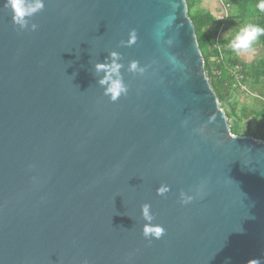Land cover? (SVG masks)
<instances>
[{
  "label": "water",
  "instance_id": "water-1",
  "mask_svg": "<svg viewBox=\"0 0 264 264\" xmlns=\"http://www.w3.org/2000/svg\"><path fill=\"white\" fill-rule=\"evenodd\" d=\"M5 3L0 264H264V142L231 134L186 1Z\"/></svg>",
  "mask_w": 264,
  "mask_h": 264
},
{
  "label": "trees",
  "instance_id": "trees-1",
  "mask_svg": "<svg viewBox=\"0 0 264 264\" xmlns=\"http://www.w3.org/2000/svg\"><path fill=\"white\" fill-rule=\"evenodd\" d=\"M187 14L189 16L192 2L187 0ZM200 1V0H198ZM227 8L226 17L218 20L215 16L195 10L190 20L194 26L197 44L203 58L204 71L213 89L220 108L228 120L232 135L249 136L264 142V117L259 111L248 104H240L232 99V92H239L233 87V78L229 71L234 67L240 68L243 76L242 83L249 89L264 82V58L247 64L239 55L233 52L228 44L235 34L247 23L264 26V13L250 11L251 7L260 0H220ZM193 11V10H192ZM264 50V38L257 42ZM262 85V84H261ZM250 92V90H249ZM242 95V92H239ZM258 99L264 106V86ZM226 107V108H225ZM253 124V126H252Z\"/></svg>",
  "mask_w": 264,
  "mask_h": 264
},
{
  "label": "clouds",
  "instance_id": "clouds-1",
  "mask_svg": "<svg viewBox=\"0 0 264 264\" xmlns=\"http://www.w3.org/2000/svg\"><path fill=\"white\" fill-rule=\"evenodd\" d=\"M6 9L10 10L12 13L13 23L21 27L26 24V17L35 14L37 11L41 10L43 7L42 0H35V2L29 6H25V0H6ZM250 11L252 13L259 12L264 13V0L255 3ZM227 14V11L225 10ZM264 38V26H260L254 23L245 24L230 40L228 47L235 52L237 55L240 54H252L254 52L255 46L258 41ZM118 66L114 65L112 71H115ZM131 68L134 70L136 64L133 63ZM110 76L105 80L101 81V84L107 83L110 80ZM125 91L121 82L119 80L111 81L110 87L107 89V93L111 95L112 99L115 100L119 95ZM168 189L162 186L158 192L163 195ZM189 201H183V203H188ZM142 215L147 221H151L153 217L150 214V205H144L142 208ZM145 238H155L160 239L165 234V229L160 225L148 224L144 227Z\"/></svg>",
  "mask_w": 264,
  "mask_h": 264
},
{
  "label": "rangeland",
  "instance_id": "rangeland-1",
  "mask_svg": "<svg viewBox=\"0 0 264 264\" xmlns=\"http://www.w3.org/2000/svg\"><path fill=\"white\" fill-rule=\"evenodd\" d=\"M187 1L192 2L191 6H190V12H189V16L191 18L194 16L196 8L199 9L200 11L204 12V13H209V12L213 11V7H210L209 5H206V6L202 5V3L199 2L198 0H187ZM219 11L221 13L222 8H219ZM221 17L224 18V14H222ZM245 55L252 56L254 59V58H258V57H263L264 51L262 50L261 47H256L252 54H250V55L245 54ZM248 61H250V60H248ZM261 84H259L257 86V88H253L249 85L248 87H250L249 88L250 93H252V95H254L255 93H261V91L263 90L264 82ZM239 92H237V91L232 92V99L233 98L236 99V101L240 104V106H241V104H248L249 107H253L256 111H259V113L262 114V117H264V106H262L260 102H256L258 100L255 99L256 100L255 101L254 98H252V95H246L244 93H242V95H241ZM252 126H253V124H252Z\"/></svg>",
  "mask_w": 264,
  "mask_h": 264
},
{
  "label": "crops",
  "instance_id": "crops-1",
  "mask_svg": "<svg viewBox=\"0 0 264 264\" xmlns=\"http://www.w3.org/2000/svg\"><path fill=\"white\" fill-rule=\"evenodd\" d=\"M199 2L202 3V5H209L210 7H213V11L209 12V14L215 16L216 19L221 20L223 19L221 16L222 14H224V18L226 17V13L225 10H227V8L225 6H223V4L221 3L220 0H200ZM219 8H222V11L220 13ZM197 9V8H196ZM256 47H261L259 45L255 46ZM262 48V47H261ZM263 50V49H262ZM264 51V50H263ZM247 64H250L251 62L257 61L259 59L264 58L263 57H258V58H254L252 56H247L245 54H240L239 55ZM250 60V61H248ZM257 95H259L258 93H255L253 96L257 98ZM260 95L258 97V99H260Z\"/></svg>",
  "mask_w": 264,
  "mask_h": 264
},
{
  "label": "built area",
  "instance_id": "built-area-1",
  "mask_svg": "<svg viewBox=\"0 0 264 264\" xmlns=\"http://www.w3.org/2000/svg\"><path fill=\"white\" fill-rule=\"evenodd\" d=\"M230 76L233 78V87L237 88L240 92L250 95L249 89L242 83L243 76L240 74V68L238 66L229 71Z\"/></svg>",
  "mask_w": 264,
  "mask_h": 264
}]
</instances>
